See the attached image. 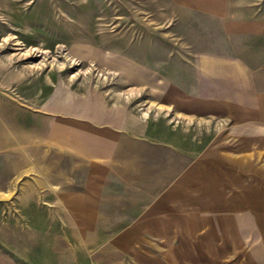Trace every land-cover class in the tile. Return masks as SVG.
<instances>
[{
	"label": "rangeland",
	"instance_id": "1",
	"mask_svg": "<svg viewBox=\"0 0 264 264\" xmlns=\"http://www.w3.org/2000/svg\"><path fill=\"white\" fill-rule=\"evenodd\" d=\"M203 18L0 0V264H264V37Z\"/></svg>",
	"mask_w": 264,
	"mask_h": 264
},
{
	"label": "crops",
	"instance_id": "2",
	"mask_svg": "<svg viewBox=\"0 0 264 264\" xmlns=\"http://www.w3.org/2000/svg\"><path fill=\"white\" fill-rule=\"evenodd\" d=\"M179 3L185 5L188 9H195L201 13L204 18L201 20L205 29L217 30L219 32L216 41V50L211 53H215L218 57L224 58L226 62L224 68L231 69L242 67V63L234 62L233 58L224 54L236 53L240 50L239 47L241 39L259 36L264 37V17L256 15L257 12L250 11V14L242 12H234V2L232 0H178ZM256 3V4H255ZM241 2L243 7H256L258 11L259 4L261 2ZM243 10V9H242ZM209 25V26H208ZM215 36V34H214ZM216 37V36H215ZM230 59V60H229ZM258 100L257 108L259 111L256 113L264 115V93L255 94Z\"/></svg>",
	"mask_w": 264,
	"mask_h": 264
}]
</instances>
